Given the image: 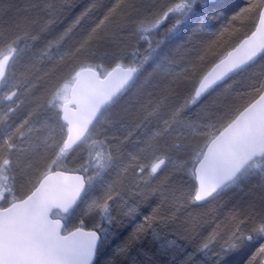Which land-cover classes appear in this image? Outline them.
Instances as JSON below:
<instances>
[{
	"label": "snow or ice",
	"instance_id": "6c2138e0",
	"mask_svg": "<svg viewBox=\"0 0 264 264\" xmlns=\"http://www.w3.org/2000/svg\"><path fill=\"white\" fill-rule=\"evenodd\" d=\"M0 264H264V0H0Z\"/></svg>",
	"mask_w": 264,
	"mask_h": 264
},
{
	"label": "trees",
	"instance_id": "16d2710c",
	"mask_svg": "<svg viewBox=\"0 0 264 264\" xmlns=\"http://www.w3.org/2000/svg\"><path fill=\"white\" fill-rule=\"evenodd\" d=\"M16 3H21V4H23L24 3V0H14ZM77 2L78 3H80V4H84V3H87L88 2V0H77ZM238 2H242V0H238Z\"/></svg>",
	"mask_w": 264,
	"mask_h": 264
},
{
	"label": "rangeland",
	"instance_id": "374dc122",
	"mask_svg": "<svg viewBox=\"0 0 264 264\" xmlns=\"http://www.w3.org/2000/svg\"><path fill=\"white\" fill-rule=\"evenodd\" d=\"M13 2H15L14 0H13ZM16 3V2H15ZM17 4H21L20 2L19 3H17Z\"/></svg>",
	"mask_w": 264,
	"mask_h": 264
}]
</instances>
